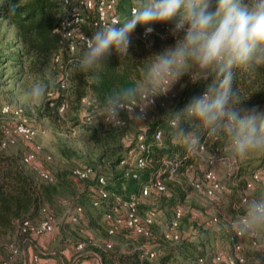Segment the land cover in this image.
<instances>
[{"label":"clouds","instance_id":"9594fccd","mask_svg":"<svg viewBox=\"0 0 264 264\" xmlns=\"http://www.w3.org/2000/svg\"><path fill=\"white\" fill-rule=\"evenodd\" d=\"M156 24L171 25L174 45L145 59L140 77L108 93L100 103V115L93 113L90 119L96 123L103 117L105 123L120 127L125 113L129 120L140 122L157 97L168 95L188 76L192 83L206 82L205 91L169 119L188 155L200 157L206 141H223L229 170L233 162L264 156V109L242 107L249 95H242L236 86L238 73L255 76L264 69V0H138L130 15L105 22L91 38L84 37L75 70L98 78L110 55L130 58L138 26L147 39ZM47 87L43 80L33 82L25 93L26 104L41 102ZM205 159L214 164L217 157L209 153ZM233 228L242 239L264 233V192L244 199V215Z\"/></svg>","mask_w":264,"mask_h":264},{"label":"rangeland","instance_id":"374dc122","mask_svg":"<svg viewBox=\"0 0 264 264\" xmlns=\"http://www.w3.org/2000/svg\"><path fill=\"white\" fill-rule=\"evenodd\" d=\"M4 33L8 34L7 37L12 36V30H9L4 22H0V49L2 51L4 50L2 48ZM134 45L135 42L133 48ZM131 51L130 54L133 52ZM9 62L0 63V105L8 103L20 107L33 126L45 129V134L36 140V143L41 145L36 162L45 165L53 177L62 173L70 187L65 191L60 190L49 206L55 222L54 230L36 235L37 237L30 236L34 239L35 248H32L30 243L28 244V236L27 239L21 240L19 236L21 233L18 231L0 237V264H28L30 262L28 257H31L33 253L42 256L40 259L44 263L45 260L51 261L49 264H103V254L127 255L141 247L147 251H154L156 255L152 260H155L158 253L163 252L168 247L167 245L176 246L183 239L197 244L203 250V255L206 256L208 262L214 251L231 252L232 243L228 237L230 228L226 225V220L236 219L240 210L244 208H239L241 206L238 200L242 181L247 179L251 168L264 165V156L257 155L244 161L233 162L232 169L229 170L228 162L225 160L228 149L225 146L222 150L223 156L211 166L224 182V190L218 193L217 204L213 207H209L205 199L191 188L190 182L193 179H199L205 168L204 162L199 157H194L193 164L184 174L186 176V184H182L185 190L184 198L180 201L173 200L171 192L167 190L166 193L151 195L144 198L141 203L139 202L141 216L148 209L156 212L152 229L157 235V240L145 241L126 229H121L117 234L107 235L100 212L91 208L86 198L90 191L87 188L90 182L75 180L71 171L74 168H90L92 171L105 175L108 181H112L113 175L121 169L115 159L118 157L133 158L136 154L135 137L139 132L146 130L149 123L146 121L147 117L145 121L134 122L124 115L125 123L120 127L105 123L103 117H98L96 123L92 119L85 121L84 116L87 113L100 115V106L92 108L95 106L93 100L85 97L77 105H68L65 112H59L63 114L61 116L57 114V118L52 121L43 115L42 107L48 98L47 93L53 92V88L56 87V71L59 68L47 60L46 67L39 75H29L23 71L17 72V68L9 65ZM41 80L48 86L45 97L35 105L26 104L25 93L33 82ZM189 89L187 76H184L166 97L160 96L156 100L162 103L161 106L168 105L171 100L175 99L174 97L182 96ZM160 112L161 109L154 105L148 111L149 120L159 116ZM28 146V143L17 138L15 145L10 149L23 152ZM45 156H50V159L46 160ZM261 192H264V177L260 182L255 183L248 194L251 198ZM72 201L83 205L84 214L79 220L80 224L71 222L66 216V212L73 206ZM177 207L182 211L178 225L179 241H162L163 228L173 218L174 209ZM213 216H216L217 221L211 220ZM87 220H89V226H86ZM251 240L252 238L241 240L242 252L253 248ZM78 242H84L80 249L76 247ZM107 242H110V248L106 247ZM159 242L163 244L159 245ZM10 244L17 247L14 255L8 248ZM174 255L172 264H195L193 260L191 261L178 252ZM117 261L113 259L112 262L106 264H121ZM211 264L226 263L211 262Z\"/></svg>","mask_w":264,"mask_h":264},{"label":"trees","instance_id":"16d2710c","mask_svg":"<svg viewBox=\"0 0 264 264\" xmlns=\"http://www.w3.org/2000/svg\"><path fill=\"white\" fill-rule=\"evenodd\" d=\"M13 6L15 7L14 12L11 10ZM62 12L61 0H0V22H4L7 28L12 30L11 37H7L8 34L6 35V33L2 37V48L5 51L0 49V63L10 61L9 65L16 67L19 73L23 71L29 75H39L46 67L47 60H50V63L57 66L52 61V57L55 54H60L61 65L68 71V83L65 89L59 88V72L58 70L56 71L57 82L55 84L56 87L53 88V96L48 97L42 107L43 115L52 121L57 118V114L61 116L65 112L64 110L63 113H59L57 110V106L63 99H67L69 101L68 105L72 106V104L77 105L81 103L85 97H89L95 105L92 108L100 106L103 98L112 90L120 86L129 85L140 77L142 69L146 64L145 59L153 53L161 51L164 47L174 45L175 43V40L158 36L154 37L152 44L148 46H145V44L138 40H134V48L132 46L129 50L131 51L133 48L130 58L121 60L116 54L110 55L104 62L105 70L97 78L94 74L82 73L75 70V62L79 58L82 50L76 55L70 56L64 49L59 35L53 31L59 23ZM154 26H158V24ZM162 46L164 47L162 48ZM187 82L190 86L187 93L174 97L175 99L171 100L168 105L161 106V102L158 100L155 101V106L161 109L159 116L149 120L147 114L146 121H149L147 128L139 132L144 135L143 142L147 147L146 151L139 150L138 144L136 143L138 133L134 141L136 150L134 157H118L115 159V162L119 164L122 159L132 161L137 156L144 155L147 158V163L144 167L133 170L136 173V177H133L131 172L127 173L125 167L119 164L121 169L113 175L112 181H108L105 175L97 171H93L86 179H78L79 181L90 182L87 187L90 191L86 198H88L89 206L100 212L106 233L104 212L109 204L97 194L96 185L98 176L105 177V187L111 194L120 195L122 199H127L130 195H138L140 186L147 183L149 176L159 170L165 169L161 176L165 184V190L158 191L150 188L148 194L140 199V203L144 198H148L151 195H161L166 193L167 190L171 192V198L173 200L180 201L184 198L185 190L182 185L186 184V176L184 174L189 166L193 164L194 157L188 155L182 142L175 137L170 127L169 119L171 114L182 110L192 97L202 94L206 86V82L203 81L201 83H192L188 76ZM236 86L242 95H249L246 100L241 102L242 107L247 108L257 105L259 108L264 109V69H261L255 76H249L243 72L238 73ZM50 101L54 103L52 106L49 104ZM124 115L127 114L121 113L123 118ZM3 122L4 117L0 114V143L3 139L1 129ZM184 127L191 130L188 122H184ZM158 130L160 131V138L155 139L153 135ZM17 138L29 144L25 151L20 152L10 149V147L15 145ZM35 142L24 141L18 136L15 138V143L7 145L5 148L0 147V237L16 232L17 221L44 218L46 213L51 212L49 211V206L60 193V190L65 191L70 187V184L66 181V177H63L62 173H59L57 177H53L45 165L38 164L36 160L30 164L23 161L25 154L33 149ZM225 146L226 144L223 141H218L215 144L206 141L203 148L205 152L215 153L217 157H221L223 156L222 150ZM45 159L48 160L46 156ZM163 160H166L167 163H164ZM168 162H171V164ZM44 168L51 175L50 180L42 179L39 176L38 171ZM170 168L172 169L171 177H169L170 173L167 172ZM200 179L201 176L199 179H193V181ZM95 200L98 201L97 205L92 204ZM72 202L73 206L70 210L75 206L83 207L80 202ZM240 206L239 208L244 207L242 203H240ZM139 207L138 205V210ZM42 209H45L46 212ZM66 213L68 214V212ZM83 214L84 209L78 214L77 220L75 221L76 224H80L79 220ZM243 214L244 208L240 210L239 215ZM154 221L150 225L152 237L136 236L145 241L157 240V235H155L152 229ZM88 224H90L89 220H87L86 226H89ZM121 229L130 231L124 226H121ZM19 236L21 240L28 236V244H31L34 242L32 237L36 235L19 234ZM161 240H164L162 236ZM161 244L163 243L159 245ZM167 246L163 252L158 253L159 255L155 260L145 255L140 258V255L143 254V247H141L127 255L120 253H113L111 255L103 254V264L112 262L113 259L118 260L117 262L121 264H172L176 252L191 259V261L193 260L195 264H199L197 262L198 258L205 257L203 250L197 244L187 239L180 240L176 246ZM106 250L108 249L106 248ZM242 253L244 261L238 264H256L258 259L261 261V264H264V248L262 247L253 246L251 250H246Z\"/></svg>","mask_w":264,"mask_h":264},{"label":"built area","instance_id":"2783aa9c","mask_svg":"<svg viewBox=\"0 0 264 264\" xmlns=\"http://www.w3.org/2000/svg\"><path fill=\"white\" fill-rule=\"evenodd\" d=\"M138 1L133 0H61V5L63 7V12L59 20L58 25L54 28V32L60 37V41L64 49L70 54V56L76 55L83 48L84 37L91 38L97 27L105 22H114L116 20H122L125 16L130 15L133 8L136 6ZM155 32L151 34L147 39L143 37V28L138 26L133 33V41L138 40L141 43L147 45L152 44L154 37H165L171 40L176 38L169 34V28L171 25L158 24V26H153ZM60 54H55L52 57V61L57 65L59 72V88L65 89L68 83V71L62 67ZM48 97L53 96V92L47 93ZM167 96V95H166ZM164 96V97H166ZM50 106L54 103L49 102ZM68 107L67 99H63L57 106L58 112H63ZM136 111H139L138 109ZM0 114L4 117V122L1 125L3 139L1 140L0 147L5 148L7 145L15 143L16 137H21L24 141H36L45 134V129L33 126L28 120L27 116L24 114L23 110L18 106H13L8 103H3L0 106ZM91 113H87L84 116L85 121H89ZM121 120L124 118L121 116ZM146 119V118H145ZM104 120V118H103ZM144 120V119H143ZM125 123V122H124ZM124 125V124H123ZM154 138H160V131L154 133ZM144 135L139 133L136 137V143L138 144L140 151H146L147 147L143 142ZM41 149L39 143H34L33 149L29 150L23 161L25 163H33L37 159L36 153ZM209 153L204 151L202 148L201 156L199 157L205 165L202 171L201 179L194 180L190 182L191 188L200 196L205 199L209 207H213L217 204V194L224 190V182L221 177L212 169L210 164L205 157ZM214 154L216 157L217 155ZM49 160L50 156H46ZM219 157H217L218 159ZM216 159V161H217ZM167 163L166 160H163ZM147 163V158L144 155L137 156L136 159L132 161H127L126 159L120 160V165H123L126 172H131L133 177H136L134 169L144 167ZM171 164V162H168ZM165 169L159 170L158 172L149 176L147 183L140 186L138 195H130L127 199H122L120 195H114L109 192L105 187V177L98 176L96 191L98 196L108 202V207L104 212V222L106 224L107 235H113L121 226L126 227L135 235H142L144 237H152V230L150 225L153 223L156 212L153 209H148L143 216L139 214L138 205L140 199L146 196L150 188H154L158 191L165 190V184L162 179V174ZM90 168H74L71 171V175L75 180L86 179L92 173ZM171 177L172 169L168 171ZM39 176L42 179L50 180L51 175L44 168L38 171ZM264 177V165H256L249 170L247 179L245 178L242 189L239 192V201L244 205V199L250 198L249 191L254 187L255 183H258ZM97 205L98 201L95 200L92 203ZM45 211V209H42ZM83 211L82 206H75L70 211H68V218L71 222L77 220L79 213ZM46 212V211H45ZM244 215V214H243ZM239 215L236 219L226 220V225L230 228V241L232 243V250L230 253H224L223 251H214L209 257V262L206 258L200 257L197 262L199 264L207 263H218L225 261L226 264H238L244 261V256L242 253V238H239L233 228V224L241 216ZM182 216V211L179 207L174 209V216L163 228L162 237L164 240L169 242H175L179 238L178 225L179 220ZM212 221H217L216 216L211 218ZM55 227V222L51 212L45 214L44 218L29 220L25 219L23 221H17V231L23 235L26 234H43L52 232ZM84 242H78L76 247L80 249L83 247ZM251 244L253 246L263 247L264 246V233L258 234L256 237L252 238ZM110 242L106 243V247H110ZM8 248L12 255L16 254L17 247L13 244L8 245ZM143 255L153 258L156 253L154 251H147L143 249ZM28 264H41L40 255L38 253H33L30 257V262Z\"/></svg>","mask_w":264,"mask_h":264},{"label":"crops","instance_id":"0c3cea01","mask_svg":"<svg viewBox=\"0 0 264 264\" xmlns=\"http://www.w3.org/2000/svg\"><path fill=\"white\" fill-rule=\"evenodd\" d=\"M68 218V217H67ZM69 219V218H68ZM31 247L32 248H35L36 246H35V243L34 242H32L31 244ZM41 252V251H40ZM42 253V252H41ZM43 254V253H42ZM30 256V255H29ZM42 257V256H41ZM40 257V258H41ZM29 258V260H30V257H28ZM49 262H51V261H49V260H45V263L43 262V260L41 259V264H49Z\"/></svg>","mask_w":264,"mask_h":264}]
</instances>
